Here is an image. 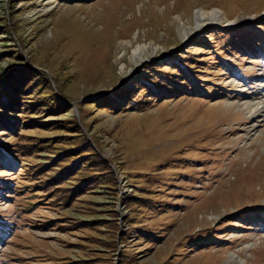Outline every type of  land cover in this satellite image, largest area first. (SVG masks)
I'll return each mask as SVG.
<instances>
[{"label": "rangeland", "instance_id": "1", "mask_svg": "<svg viewBox=\"0 0 264 264\" xmlns=\"http://www.w3.org/2000/svg\"><path fill=\"white\" fill-rule=\"evenodd\" d=\"M0 84V264H264V0H0Z\"/></svg>", "mask_w": 264, "mask_h": 264}, {"label": "bare ground", "instance_id": "2", "mask_svg": "<svg viewBox=\"0 0 264 264\" xmlns=\"http://www.w3.org/2000/svg\"><path fill=\"white\" fill-rule=\"evenodd\" d=\"M217 19H220V13L218 11L207 12L205 10L199 9L196 13V24H197V26H201V25L207 23L208 21H214ZM144 48L142 46H139V47L133 49L132 53H133L136 61L141 60L142 58H144L146 56L147 53H146ZM259 101L260 102H256V104H251V103H247V102L244 103L245 110H246L247 114L249 115V118L256 117L259 114H261L262 117H264V114H262V110H260V108L258 107L261 104H264V99H261ZM255 105H257V108Z\"/></svg>", "mask_w": 264, "mask_h": 264}, {"label": "trees", "instance_id": "3", "mask_svg": "<svg viewBox=\"0 0 264 264\" xmlns=\"http://www.w3.org/2000/svg\"><path fill=\"white\" fill-rule=\"evenodd\" d=\"M9 72H10V70L6 74H8ZM6 74L4 76H6ZM11 74L12 73L9 74V78H11ZM0 87H1V84H0ZM158 88L159 89H150L149 92H151L153 95L154 94H157V95L162 94V91H160L162 89H160V88H163V87L159 86ZM165 90L168 91V89H165ZM12 91L15 92V90H13V88H12ZM30 145H32V144H30ZM16 160H17V157H13V155L9 151H7V150H5L3 148H0V163L2 164V166H4L5 168H8V169H12V167L15 164ZM253 217H255V216H253Z\"/></svg>", "mask_w": 264, "mask_h": 264}]
</instances>
